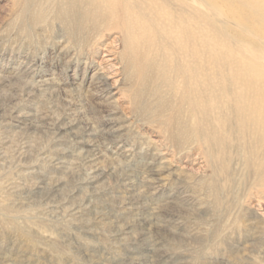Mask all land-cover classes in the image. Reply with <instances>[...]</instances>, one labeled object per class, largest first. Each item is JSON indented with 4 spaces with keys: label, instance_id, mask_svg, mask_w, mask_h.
I'll use <instances>...</instances> for the list:
<instances>
[{
    "label": "rangeland",
    "instance_id": "rangeland-1",
    "mask_svg": "<svg viewBox=\"0 0 264 264\" xmlns=\"http://www.w3.org/2000/svg\"><path fill=\"white\" fill-rule=\"evenodd\" d=\"M230 1L0 0V264H264V24Z\"/></svg>",
    "mask_w": 264,
    "mask_h": 264
},
{
    "label": "bare ground",
    "instance_id": "bare-ground-1",
    "mask_svg": "<svg viewBox=\"0 0 264 264\" xmlns=\"http://www.w3.org/2000/svg\"><path fill=\"white\" fill-rule=\"evenodd\" d=\"M224 1V0H223ZM236 2L238 1L239 3L238 4H240V3H246V4H243L245 7H250V8H252V7H255L256 9H254V8H252L251 10H250V12H249V18H251L252 19V21H253V19H254V23H258V24H261V22H262V24H264V0H260V2H261V5H259V4H256L255 5V3H256V0H246L247 2H244L245 0H235ZM211 2V1H210ZM226 2L227 3H230L231 4V1L230 0H226ZM235 3V2H234ZM234 3H233V5H234ZM251 5V6H250ZM209 6V5H208ZM213 6V5H212ZM232 6V5H231ZM258 7V8H257ZM214 8H216V7H214ZM218 9V8H217ZM220 9H218V11H219ZM229 10H231V9H229ZM256 10V11H255ZM215 11H216V9H215ZM255 11V12H254ZM231 12H233V10L231 11ZM256 13L257 14V16L259 17V19H257L258 21H261V22H258V21H256V19H255V16L253 15V17H252V15H251V13ZM122 15V14H121ZM236 15V14H235ZM235 17H237V15L235 16ZM257 17V18H258ZM234 18V17H233ZM240 19V18H239ZM241 22V21H240ZM253 23V24H254ZM236 24V23H235ZM252 24V25H253ZM249 25H251V24H249ZM255 25V24H254ZM253 25V26H254ZM253 26H251V27H253ZM264 26V25H263ZM262 27V26H261ZM254 28V27H253ZM253 28H251V29H253ZM257 29V28H256ZM258 29H260V28H258ZM263 30H264V27H263ZM254 37V36H253ZM261 38V37H260ZM128 43V42H127ZM129 47V46H128ZM248 66V65H247ZM241 71V70H240ZM252 71V72H251ZM242 72V71H241ZM240 72V73H241ZM248 73H250V75L252 76V78L254 79V78H258V77H260V74H259V71L258 72H256V70L255 69H252V70H250L249 69V71H248ZM263 73H264V71H263ZM261 74H262V71H261ZM262 76H263V74H262ZM104 78V77H103ZM264 79V78H263ZM259 80V79H258ZM260 81V80H259ZM250 82V81H249ZM248 83V82H247ZM262 83V82H261ZM244 85H246V83L244 84ZM250 86V85H249ZM244 88H245V86H244ZM260 88V87H259ZM242 89V88H241ZM244 90V89H243ZM262 91V90H261ZM243 93H245V92H243ZM252 93V92H251ZM250 93V94H251ZM262 94H263V92H262ZM264 95V94H263ZM262 95H258V97H261ZM257 97V96H256ZM248 98V97H247ZM241 99V98H240ZM237 101V100H236ZM240 101V100H239ZM251 101H252V99H251ZM255 102V101H254ZM253 102V103H254ZM257 102V101H256ZM263 100H261V105L263 104ZM243 103V102H242ZM247 105V104H246ZM238 105H236V109L238 108L239 109V107H237ZM243 106V105H242ZM254 106H255V103H254ZM249 107V106H248ZM262 107V106H261ZM264 107V106H263ZM250 108V107H249ZM248 108V109H249ZM237 109V110H238ZM242 109V108H241ZM253 109V108H252ZM238 111H240V109L238 110ZM243 111V110H242ZM249 111H252V110H249ZM248 111V112H249ZM255 111V110H254ZM259 111H261V110H259ZM245 112V111H244ZM244 112H242L244 115L246 114V113H244ZM253 112V111H252ZM252 114V113H251ZM250 114V112H249V116L251 115ZM240 115V114H239ZM254 115H255V113H254ZM253 115V118L255 117ZM260 115V114H259ZM248 115H246V118L247 117H249ZM252 116V115H251ZM262 116V120L264 121V115H260V117ZM259 117V118H260ZM258 118V116L256 117V119ZM243 119V117H241V120ZM251 120H252V118H250ZM255 119V120H256ZM254 120V119H253ZM260 121V120H259ZM246 123V122H245ZM261 123V122H260ZM256 124V123H255ZM262 125H264V124H262ZM258 126H259V124H258ZM255 129V128H254ZM264 129V128H263ZM256 130V129H255ZM261 133H263V131H261L260 132V134ZM256 134V133H255ZM261 136V135H260Z\"/></svg>",
    "mask_w": 264,
    "mask_h": 264
}]
</instances>
